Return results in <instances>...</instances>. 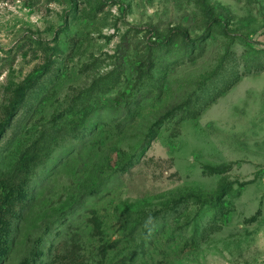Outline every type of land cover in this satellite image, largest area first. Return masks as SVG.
Segmentation results:
<instances>
[{"label": "rangeland", "instance_id": "rangeland-1", "mask_svg": "<svg viewBox=\"0 0 264 264\" xmlns=\"http://www.w3.org/2000/svg\"><path fill=\"white\" fill-rule=\"evenodd\" d=\"M0 264H264V0H0Z\"/></svg>", "mask_w": 264, "mask_h": 264}, {"label": "trees", "instance_id": "trees-1", "mask_svg": "<svg viewBox=\"0 0 264 264\" xmlns=\"http://www.w3.org/2000/svg\"><path fill=\"white\" fill-rule=\"evenodd\" d=\"M183 36H184V38L186 39V40H188L189 41V38L187 37V34L184 32V31H181L180 29H177ZM169 35L168 36H166L162 41H160V43H158V41L156 42L155 41V45H157L158 46V44H166V42H169ZM168 38V39H167ZM123 93H125V91H123L122 92V94ZM127 95H129V94H127ZM115 101L117 102V103H120L121 102V97L120 96H117L116 98H115Z\"/></svg>", "mask_w": 264, "mask_h": 264}]
</instances>
